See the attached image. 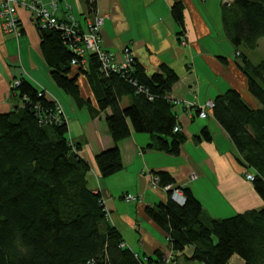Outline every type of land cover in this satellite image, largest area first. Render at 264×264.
I'll use <instances>...</instances> for the list:
<instances>
[{
	"label": "trees",
	"instance_id": "16d2710c",
	"mask_svg": "<svg viewBox=\"0 0 264 264\" xmlns=\"http://www.w3.org/2000/svg\"><path fill=\"white\" fill-rule=\"evenodd\" d=\"M220 13L224 35L239 53L240 70L261 109H248L238 91L230 89L215 98L211 110L239 153L237 162L253 173L254 191L264 203V58L252 64L247 55L264 38V0H230L221 5ZM171 14L183 27L181 4H173ZM72 16L79 29H84L86 21ZM38 31L54 84L79 98L76 77L70 74L75 65L66 48L69 42L61 31ZM87 55L99 74V110H111L105 126L114 145L95 157L99 175L107 179L123 169L117 144L131 131L150 136L146 150L180 156L186 137L181 131L173 132L179 123L171 112L173 101L168 100L178 82L175 72L162 65L158 74L148 76L135 60L126 75H105L97 57ZM18 82L13 90L21 100L20 109L0 114V264H166L158 251L144 258L132 253L120 233L104 225V201L100 193L88 188L90 164L67 138L66 118L42 90L24 80ZM127 97L131 100L123 107L120 101ZM48 111L56 112L58 121L40 124L38 117ZM201 132L203 139H210L206 129ZM152 174L160 188L175 187L170 174ZM179 189L184 203H175L169 191L168 200L144 209L166 234L175 257L197 264H229L236 256L243 264H264V207L215 220L189 187Z\"/></svg>",
	"mask_w": 264,
	"mask_h": 264
},
{
	"label": "crops",
	"instance_id": "0c3cea01",
	"mask_svg": "<svg viewBox=\"0 0 264 264\" xmlns=\"http://www.w3.org/2000/svg\"><path fill=\"white\" fill-rule=\"evenodd\" d=\"M67 1L71 14L86 21L90 15L89 0ZM221 1L96 0L98 13L104 16L101 40L106 51L119 59L129 48L148 76L158 74L162 65L177 75L178 82L168 100L173 101L171 112L179 123L180 133L186 137L180 156H171L146 150L150 136L131 131L127 139L117 144L123 169L107 179L99 175L95 157L114 145L105 126L111 110L101 112L97 105L102 89L91 56L84 58L82 70L75 66L70 72L79 89L76 99L61 91L50 77L41 53L40 32L31 15L18 10L17 37L4 34L0 23V114L20 109L21 100L12 87L19 80L55 101L66 118L67 138L78 145L80 157L90 164L86 180L88 188L100 193L104 201L107 211L104 225L115 228L126 247L141 258L158 251L164 255L166 264H197L175 257L166 234L146 215L145 207L168 200V193L151 181L149 174L153 172H166L174 178L175 186L189 187L205 213L215 220L264 207L252 181H246V171L237 162L239 153L214 119L212 110L205 108L217 96L235 89L248 109H261L248 90L236 49L224 35ZM176 3L182 6L183 27L171 14ZM263 41L264 38L255 51ZM130 100L123 98L120 104L125 107ZM202 108L207 112L203 120L198 117ZM203 129L209 132V140L202 138ZM130 195L134 200L128 202L126 197ZM229 264L243 261L233 256Z\"/></svg>",
	"mask_w": 264,
	"mask_h": 264
},
{
	"label": "built area",
	"instance_id": "2783aa9c",
	"mask_svg": "<svg viewBox=\"0 0 264 264\" xmlns=\"http://www.w3.org/2000/svg\"><path fill=\"white\" fill-rule=\"evenodd\" d=\"M226 4L230 0H224ZM62 6L63 16H60L59 6ZM88 5L90 8V15L86 18L84 29H79L78 21L71 14V5L67 0H0V23L4 34H10L14 37L19 36V18L18 10L28 12L33 21L36 23L37 29H54L61 31L69 45L66 48L73 54L72 61L70 62L75 66H82L83 59L86 54L95 55L100 63V71L109 75L111 73H118L126 75L131 72L130 70L135 65L134 56L129 48H125L124 55L116 59L115 55L106 51L102 45L101 40V27L104 23V16H100L96 9V0H89ZM19 82H15L12 87H15ZM41 95V94H38ZM211 107L209 103L205 108ZM205 108H202L199 113V118L207 117ZM58 109V108H57ZM58 112L59 109H58ZM56 112H46L44 116H39L40 124L52 125L58 121ZM179 131V127L173 128V132ZM245 179L252 181L253 174H245ZM155 184V183H154ZM167 189L170 187H166ZM178 190L172 191V199L180 201L182 204L183 199ZM128 202L133 201V196H127ZM125 244V243H124ZM123 244V245H124Z\"/></svg>",
	"mask_w": 264,
	"mask_h": 264
},
{
	"label": "rangeland",
	"instance_id": "374dc122",
	"mask_svg": "<svg viewBox=\"0 0 264 264\" xmlns=\"http://www.w3.org/2000/svg\"><path fill=\"white\" fill-rule=\"evenodd\" d=\"M221 3L222 4H226L225 3V1L224 0H222L221 1ZM103 16V15H102ZM101 16V17H102ZM259 43V42H258ZM261 45V47H260V49L259 50H257V51H255V52H248V54L247 55H249V57H250V59H252L251 60V62H252V64H254V63H258L261 59H263L264 58V41L263 42H261L260 43ZM238 52L236 51V56L238 57ZM214 102V101H213ZM211 109V108H210ZM207 113V112H206ZM246 174H248L247 172H245ZM245 173H244V175H245ZM250 174H253V173H250ZM246 176V175H245ZM149 177H151V181H153L156 185H157V183H156V180H158L157 179V177H155V176H153V174L151 173V175L149 174ZM191 179H194V177H191ZM247 181V180H246ZM248 181H250V180H248ZM251 182V181H250ZM167 187H170V188H165V187H163L162 189H164L166 192H169V191H174L175 189L176 190H178L177 192L180 194V196L182 197V199H183V202L182 203H184V197H183V195H182V192H181V190L179 189L180 187H172L171 185H168ZM96 193H98L97 191H95ZM173 201H175V203H177V204H179V203H181L180 201H177V200H175V199H172Z\"/></svg>",
	"mask_w": 264,
	"mask_h": 264
},
{
	"label": "bare ground",
	"instance_id": "6f19581e",
	"mask_svg": "<svg viewBox=\"0 0 264 264\" xmlns=\"http://www.w3.org/2000/svg\"><path fill=\"white\" fill-rule=\"evenodd\" d=\"M100 67V66H99ZM209 105L212 107L213 106V103H209ZM211 107H208V108H211ZM206 111V110H205ZM179 127V126H178ZM179 131H181V129L179 128ZM178 131V132H179Z\"/></svg>",
	"mask_w": 264,
	"mask_h": 264
}]
</instances>
